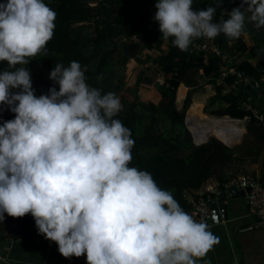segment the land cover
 I'll use <instances>...</instances> for the list:
<instances>
[{
    "label": "clouds",
    "instance_id": "clouds-1",
    "mask_svg": "<svg viewBox=\"0 0 264 264\" xmlns=\"http://www.w3.org/2000/svg\"><path fill=\"white\" fill-rule=\"evenodd\" d=\"M192 6L193 0L155 4L161 37L180 51L198 38L237 39L246 21L264 28V0H242L219 22L216 7ZM56 17L44 0L0 3V62L14 69L0 72V106L15 116L0 126V222L5 214H30L61 256H86V264H197L218 240L149 172L129 167L135 141L114 119L120 98L90 87L87 66L77 61L50 72L59 91L35 95L23 65L46 55Z\"/></svg>",
    "mask_w": 264,
    "mask_h": 264
},
{
    "label": "trees",
    "instance_id": "trees-1",
    "mask_svg": "<svg viewBox=\"0 0 264 264\" xmlns=\"http://www.w3.org/2000/svg\"><path fill=\"white\" fill-rule=\"evenodd\" d=\"M2 2L4 0H0ZM44 2L57 13L54 36L46 46V55L41 53L28 65H23L31 73L37 97L48 94L53 87L59 91L58 84L49 79L56 64L67 67L70 62L77 61L82 69L87 66L85 78L90 87L101 90L102 95L114 92L120 98L122 111L114 119H119L131 130V138L135 141L129 167L149 172L157 185L171 192L187 213L202 197L200 192L211 179L217 180L224 191L230 180L248 175L249 168L260 164L259 175L255 172L253 175L264 186V125L243 107L244 86L225 94L218 83L223 66L237 69L250 80L260 81L264 62L253 66L242 57L254 56V49L247 46L243 37L223 36L225 58L195 54L191 52L192 44L187 51H180L173 46L172 38L164 40L159 30L151 29L149 8L130 21L129 15L135 8L130 0ZM234 56L241 60L235 61ZM130 66L132 77L127 73ZM4 70L14 69L0 62V72ZM235 78L231 76L232 80ZM181 85L188 92L179 109L176 98ZM209 86L216 94L206 105L204 98L194 99ZM151 87L156 89L153 94L157 102L145 100L152 97L148 91ZM202 102L207 115H230L241 120L248 117L247 137L242 144L231 148L215 138L200 146L194 144L186 126V116L190 107ZM14 118L7 106H0V126ZM194 134L197 141L209 137ZM223 141L233 142L231 138ZM25 222L35 224L30 214L16 219L5 214L4 221L0 222V244L37 238L36 231L21 237L4 233V227ZM82 264H86V256Z\"/></svg>",
    "mask_w": 264,
    "mask_h": 264
},
{
    "label": "crops",
    "instance_id": "crops-1",
    "mask_svg": "<svg viewBox=\"0 0 264 264\" xmlns=\"http://www.w3.org/2000/svg\"><path fill=\"white\" fill-rule=\"evenodd\" d=\"M130 1L135 7L132 12H136L137 16L147 8L150 10V15L156 10L155 4L157 0ZM240 5V0H193L192 8L194 11H199L205 10L209 6L216 7L217 11L213 22H219L222 14L223 19L227 20L228 15L226 13L231 12L233 8L240 7ZM241 37H243L250 49H254L253 57L250 55L248 56V54L242 55V57H246L253 66L258 65L259 62H264V58H262L264 55V32L258 31L257 28L253 25L251 26L246 21L245 29ZM240 60L241 59H239V61ZM250 81L251 83L247 84L255 88L258 86L262 93L247 89L246 84L244 85L243 99L247 104H250L259 111V113L264 115V85L256 83L260 81ZM182 87L185 86L181 85L179 90ZM186 90L187 95L188 89L186 88ZM207 91L210 92L211 96L216 94L211 86L207 87L206 92ZM244 132L243 129L242 133ZM231 134L237 133H230L227 137L231 136ZM227 137L225 138L228 139ZM225 138L220 139L226 140ZM237 139L231 140L236 141ZM251 168L252 172L259 175L261 169L260 164H254ZM212 189L216 193L221 191L217 180H209L200 194L204 197L207 191ZM226 203H228V219L218 224L214 223L212 219V223L209 224V230L217 238L218 242L212 246L202 259L197 261V264H264V231L242 232V229L257 222L256 216L251 213V209L248 207L249 203L247 198H231L229 196L226 198ZM6 230L7 227H4L5 234L12 235L7 232L9 230ZM31 239L34 240H8L0 244V258H5L7 264H71L72 260H70V258L65 259L61 256L58 251V245L54 242L45 239L44 236L40 234L37 238L34 237ZM0 264H4L3 259H0Z\"/></svg>",
    "mask_w": 264,
    "mask_h": 264
},
{
    "label": "built area",
    "instance_id": "built-area-1",
    "mask_svg": "<svg viewBox=\"0 0 264 264\" xmlns=\"http://www.w3.org/2000/svg\"><path fill=\"white\" fill-rule=\"evenodd\" d=\"M155 13L156 10H154L150 15L149 27L151 29L159 30V24L154 20ZM222 47L223 46H221L218 42V38L212 40L207 38H198L193 40L191 52L195 54L204 53L207 55L225 58ZM234 60L239 61L238 56H234ZM232 75L236 77L233 80L231 79ZM218 83L223 87L224 93L227 94L232 90L239 89L247 83H251V81L237 69L223 66L218 78ZM256 83L264 85V73L261 76L260 82ZM243 107H245L246 110L251 111L264 125V115L259 113V111L246 102L243 104ZM247 119L248 117H245L242 120L246 121ZM238 188L250 190L249 193H247L246 198L250 205L251 213L259 219L256 223L242 229V232L264 231V186L259 182L256 176L251 174L233 178L225 184L224 191L221 190L218 193L213 191V189L207 191V194L204 197H201L198 201L193 203V206L188 214H190L197 222L203 221L209 225L212 223L211 204L217 200L218 195L224 194L229 196L232 189ZM212 193H215L216 196H212ZM84 257L85 256L80 258L71 257L70 260L82 264Z\"/></svg>",
    "mask_w": 264,
    "mask_h": 264
},
{
    "label": "bare ground",
    "instance_id": "bare-ground-1",
    "mask_svg": "<svg viewBox=\"0 0 264 264\" xmlns=\"http://www.w3.org/2000/svg\"><path fill=\"white\" fill-rule=\"evenodd\" d=\"M186 91H187L186 87H182L179 90L178 98H177L179 104L184 100ZM202 105H204L203 102L189 108L188 120L190 123L189 125L190 129L193 130L195 133H198L199 135L208 134L211 135L209 137H216L218 139L220 138L223 139L227 137V135L230 133H237L240 134V136L236 141L230 143L225 142V143L231 146L238 145L241 142L242 135L245 133V132L242 133L243 129L245 131L244 125L239 124L237 121L209 116L203 113ZM227 138H232V137L228 136Z\"/></svg>",
    "mask_w": 264,
    "mask_h": 264
},
{
    "label": "water",
    "instance_id": "water-1",
    "mask_svg": "<svg viewBox=\"0 0 264 264\" xmlns=\"http://www.w3.org/2000/svg\"><path fill=\"white\" fill-rule=\"evenodd\" d=\"M240 2L242 3V0H240ZM244 7L246 8L247 5H244ZM250 15V14H248ZM250 24V23H249ZM252 26V24H250ZM254 26V25H253ZM255 27V26H254ZM256 28V27H255ZM258 31L260 32H264V28L262 29H257ZM218 42L221 46H223L224 44V40H223V34H220L218 37ZM262 58H264V55L262 56ZM247 89H251L253 91H256V92H259V93H262V91L258 88V87H252L250 84H247ZM207 102V100L205 101V103ZM221 118H224V119H228V120H232V121H237L239 124H245L246 121L245 120H241V119H235V118H232L230 115H224L222 116ZM190 123H189V120H188V112H187V116H186V126L187 128L190 130L192 136H193V139H194V144L197 145V146H200V145H203V144H206L207 142H209L212 138H215L219 141H221L220 139L216 138V137H208L206 139H203L201 141H196V137H195V134L194 132L190 129L189 127ZM246 125V124H245ZM247 134V130L245 128V133L242 135V138H241V142L240 144L243 143L244 141V138H245V135ZM223 144H225L226 146L228 147H235V146H231L223 141H221ZM239 145V144H238ZM237 146V145H236ZM249 189H241V188H238V189H232L229 193V196L231 198H239V197H243L245 198L247 193H249ZM227 195H224V194H220L218 195L217 197V200L214 201L212 204H211V211H212V219L214 221V223H221L223 220H227L228 219V203H226V198L229 197ZM248 207L250 208V205H248ZM257 221L259 220L257 217H256ZM71 264H77L76 261H72Z\"/></svg>",
    "mask_w": 264,
    "mask_h": 264
},
{
    "label": "rangeland",
    "instance_id": "rangeland-1",
    "mask_svg": "<svg viewBox=\"0 0 264 264\" xmlns=\"http://www.w3.org/2000/svg\"><path fill=\"white\" fill-rule=\"evenodd\" d=\"M132 12V11H131ZM136 17H137V14H136V12H132L131 13V15H129V19H130V21H134L135 19H136ZM132 66V65H131ZM130 66V68L128 69V77H132L133 76V74H132V67ZM132 83H133V79H132ZM156 89L154 88V87H151L148 91H150L151 92V94H152V97H147V99H145L146 101H154V102H157L158 101V98L153 94V93H155L156 91H155ZM179 91V90H178ZM178 95V94H177ZM211 96V94H210V92H205V93H202V94H197V95H195L194 96V99H196V98H204V100H208V98ZM177 98H178V96H177ZM193 99V100H194ZM177 103H178V107H179V109H181L182 107H183V101L179 104V102H178V99H177ZM193 103V102H192ZM205 105H206V103H205ZM202 107H203V105H202ZM201 107V108H202ZM204 108H205V106H204ZM189 111V110H188ZM204 113V112H203ZM223 114V113H222ZM209 116H211V115H209ZM212 117H216V116H212ZM216 118H221V117H216ZM246 124V123H245ZM244 124V127L246 128V125ZM247 130V129H246ZM198 134V133H197ZM205 135H208V134H205ZM240 135H237V134H231V139H237V137H239ZM246 136H247V134L245 135V138H246ZM244 138V139H245ZM197 141V140H196ZM240 145V144H239ZM238 146V145H237ZM247 174H254L253 172H252V168H249V173H247ZM28 227V228H27ZM33 227H36V225L35 224H33V223H27V222H25V223H21V224H19V223H16V224H13V225H11V226H8L7 227V230H9V231H7L9 234H12V235H15V236H19V237H21V236H24V234L25 233H32V232H37L38 233V229L37 228H33ZM31 228H33L32 230H30ZM37 234H35V235H32V236H36Z\"/></svg>",
    "mask_w": 264,
    "mask_h": 264
}]
</instances>
